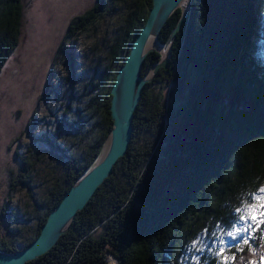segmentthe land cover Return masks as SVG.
Masks as SVG:
<instances>
[{
	"label": "trees",
	"instance_id": "16d2710c",
	"mask_svg": "<svg viewBox=\"0 0 264 264\" xmlns=\"http://www.w3.org/2000/svg\"><path fill=\"white\" fill-rule=\"evenodd\" d=\"M106 4L97 0L71 19L57 58L101 20ZM152 7L153 0H133L112 40L96 45L107 64L94 68L77 118L71 120L66 107L52 133L16 151L20 165L9 194L26 192L30 216L21 218L33 224L9 229L0 249L20 251L36 240L50 211L100 158L113 127V85ZM24 9V0H0V73L19 46ZM180 17L178 9L161 45ZM160 58L158 49L151 52L142 75ZM171 61L145 85L130 147L113 174L54 248L28 264H109L108 255L118 264L264 262L259 217L247 241L226 235L236 223L235 209L253 203L249 195L264 188V0H194ZM69 89L73 100L76 82ZM38 174L46 182L42 190ZM11 201L9 195L2 216L13 225L20 214ZM221 236L228 241L222 252Z\"/></svg>",
	"mask_w": 264,
	"mask_h": 264
},
{
	"label": "rangeland",
	"instance_id": "374dc122",
	"mask_svg": "<svg viewBox=\"0 0 264 264\" xmlns=\"http://www.w3.org/2000/svg\"><path fill=\"white\" fill-rule=\"evenodd\" d=\"M96 1L24 0L22 37L0 73V238L5 240L9 239L12 227L17 229L23 228V223L33 224V220L21 218L30 216L28 209L31 202L26 192L20 190L9 194L10 177L20 165L16 151L23 153L29 146L35 145L37 136L52 133L66 107H71L69 118H77L78 109L83 110L87 102V97L81 98L80 94L83 96L87 84L95 75L94 68L101 69L107 64L104 50L96 45L112 40L114 28L128 15V6L133 3V0H107L101 20L73 46L66 43L57 58L71 19ZM157 49L160 50L159 47ZM66 52L71 53L72 65ZM74 82L76 95L70 100L69 85ZM47 85V96L42 99ZM37 177L36 186L42 190L46 182L40 180V174ZM9 195H12L10 205L20 214L13 225L2 216ZM111 259L108 255L109 264H118Z\"/></svg>",
	"mask_w": 264,
	"mask_h": 264
},
{
	"label": "water",
	"instance_id": "95a60500",
	"mask_svg": "<svg viewBox=\"0 0 264 264\" xmlns=\"http://www.w3.org/2000/svg\"><path fill=\"white\" fill-rule=\"evenodd\" d=\"M194 0H153L146 25L138 35L124 65L118 71L112 88L111 114L113 127L100 158L82 177L77 179L61 202L49 213L40 234L27 248L15 252L0 249V264H28L54 248L71 228L77 214L91 201L98 188L113 174L114 167L124 157L131 144L135 112L144 87L161 69L171 66V55L178 33L191 13ZM180 9L181 17L167 42L161 45L160 35L172 15ZM153 42V45L149 44ZM160 48V60L144 75L146 57Z\"/></svg>",
	"mask_w": 264,
	"mask_h": 264
},
{
	"label": "snow or ice",
	"instance_id": "6c2138e0",
	"mask_svg": "<svg viewBox=\"0 0 264 264\" xmlns=\"http://www.w3.org/2000/svg\"><path fill=\"white\" fill-rule=\"evenodd\" d=\"M249 199L253 201L251 204L242 205V207L235 209L236 223L233 225V230L226 233L227 237L231 241L245 240L251 238L248 229L252 224L257 223V218L259 217L260 223H264V188L258 189L256 193L249 195ZM259 203H256V202ZM221 245L219 251L224 250V245L228 244V241H225L224 237L221 236L218 238Z\"/></svg>",
	"mask_w": 264,
	"mask_h": 264
},
{
	"label": "bare ground",
	"instance_id": "6f19581e",
	"mask_svg": "<svg viewBox=\"0 0 264 264\" xmlns=\"http://www.w3.org/2000/svg\"><path fill=\"white\" fill-rule=\"evenodd\" d=\"M151 45H153V42H151V43L149 44V46H151Z\"/></svg>",
	"mask_w": 264,
	"mask_h": 264
}]
</instances>
